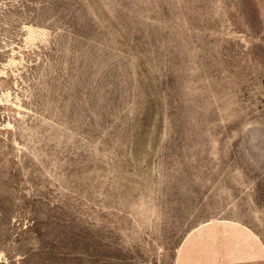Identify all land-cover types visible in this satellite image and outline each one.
<instances>
[{"label":"rangeland","instance_id":"rangeland-1","mask_svg":"<svg viewBox=\"0 0 264 264\" xmlns=\"http://www.w3.org/2000/svg\"><path fill=\"white\" fill-rule=\"evenodd\" d=\"M0 264H264V0H0Z\"/></svg>","mask_w":264,"mask_h":264}]
</instances>
